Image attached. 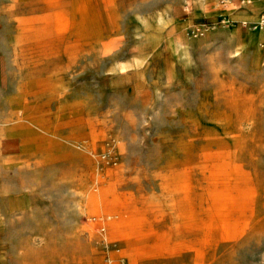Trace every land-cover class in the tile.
Segmentation results:
<instances>
[{"label":"rangeland","instance_id":"1","mask_svg":"<svg viewBox=\"0 0 264 264\" xmlns=\"http://www.w3.org/2000/svg\"><path fill=\"white\" fill-rule=\"evenodd\" d=\"M263 15L0 0V264H264Z\"/></svg>","mask_w":264,"mask_h":264},{"label":"built area","instance_id":"2","mask_svg":"<svg viewBox=\"0 0 264 264\" xmlns=\"http://www.w3.org/2000/svg\"><path fill=\"white\" fill-rule=\"evenodd\" d=\"M258 27L260 28L261 31L264 32V15L262 16L260 22H259V25Z\"/></svg>","mask_w":264,"mask_h":264},{"label":"bare ground","instance_id":"3","mask_svg":"<svg viewBox=\"0 0 264 264\" xmlns=\"http://www.w3.org/2000/svg\"><path fill=\"white\" fill-rule=\"evenodd\" d=\"M105 158V157H104ZM95 220V219H94ZM102 230L104 231L105 230V227H102Z\"/></svg>","mask_w":264,"mask_h":264}]
</instances>
